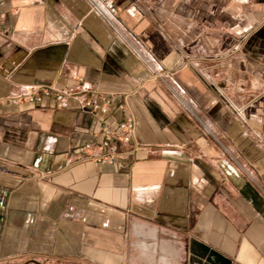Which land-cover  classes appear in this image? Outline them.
<instances>
[{"label": "crops", "instance_id": "1", "mask_svg": "<svg viewBox=\"0 0 264 264\" xmlns=\"http://www.w3.org/2000/svg\"><path fill=\"white\" fill-rule=\"evenodd\" d=\"M114 2L0 0V264H264V0Z\"/></svg>", "mask_w": 264, "mask_h": 264}, {"label": "built area", "instance_id": "2", "mask_svg": "<svg viewBox=\"0 0 264 264\" xmlns=\"http://www.w3.org/2000/svg\"><path fill=\"white\" fill-rule=\"evenodd\" d=\"M90 4L92 11L102 16L112 27L121 32L118 23L119 8L114 0H87ZM128 41L129 39L126 38ZM130 42V41H129ZM131 43V42H130ZM136 52L143 57L139 49L134 47ZM148 66L152 70V76L155 79L166 82V75L159 66H154L153 62L146 59ZM93 92V86L90 83H83L81 91L75 93L72 90H58L52 87H30V90L25 95V99L31 103L42 102L45 98H54L64 108L69 106V100L76 97L78 94L86 95ZM177 97H180L177 93ZM110 102L100 103L95 99H83L81 105L87 108L92 113L109 114ZM187 105V104H186ZM105 125H103L104 127ZM136 131L135 122L132 118L122 121L117 130L108 131L105 134L104 140L99 144L101 154L97 156V160H107L110 163L119 161L120 149L129 146L133 143L134 134ZM86 149H93V144H86Z\"/></svg>", "mask_w": 264, "mask_h": 264}]
</instances>
